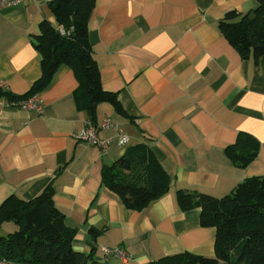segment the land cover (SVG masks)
Listing matches in <instances>:
<instances>
[{"label": "crops", "instance_id": "obj_1", "mask_svg": "<svg viewBox=\"0 0 264 264\" xmlns=\"http://www.w3.org/2000/svg\"><path fill=\"white\" fill-rule=\"evenodd\" d=\"M49 0H22L0 10V80L20 95L40 75L33 47L38 23H54ZM255 0H96L87 30L101 87L116 94L127 117L108 102L94 121L77 108V79L59 66L37 93L41 111L0 97V203L30 199L48 184L53 201L75 227L72 248L109 264H146L187 251L214 255L215 229L199 224V209H178V188L220 197L241 180L264 175V148L243 168L224 154L238 132L264 141V55L242 59L217 29L229 10L246 13ZM100 137L117 129L128 138L102 151L76 134L90 120ZM115 126V128H114ZM117 128V129H116ZM145 144L167 171L169 191L141 211L129 210L101 185V168ZM11 222L0 226L6 234ZM90 228L97 231L95 236ZM123 248L130 259L104 256Z\"/></svg>", "mask_w": 264, "mask_h": 264}, {"label": "trees", "instance_id": "obj_2", "mask_svg": "<svg viewBox=\"0 0 264 264\" xmlns=\"http://www.w3.org/2000/svg\"><path fill=\"white\" fill-rule=\"evenodd\" d=\"M96 0H49L54 23L42 18L33 47L40 55V75L20 95L0 89V97L18 102L45 89L59 66L71 68L77 79L73 98L94 121L96 107L110 103L125 117L116 94L101 87L99 70L88 39L87 23ZM253 12L252 19L247 21ZM218 31L242 59L256 63L264 55V0L246 13L227 11L217 22ZM12 100V101H11ZM264 141L247 132H238L225 156L243 168L255 158ZM101 185L115 193L129 210L141 211L169 191L167 171L145 144L135 145L101 168ZM179 210L199 209V224L215 229L214 255L187 251L164 255L146 264H264V175L238 182L228 193L215 197L178 188L174 192ZM50 184L30 199L11 194L0 203V226L14 228L0 233V258L12 264H109L89 253L72 248L75 227L65 223V215L53 201ZM92 236L97 231L90 228Z\"/></svg>", "mask_w": 264, "mask_h": 264}, {"label": "built area", "instance_id": "obj_3", "mask_svg": "<svg viewBox=\"0 0 264 264\" xmlns=\"http://www.w3.org/2000/svg\"><path fill=\"white\" fill-rule=\"evenodd\" d=\"M22 0H0V10L13 6ZM0 89H5V83L3 80H0ZM11 106L19 108L21 110H31L36 113H40L41 111V100L37 96V94L31 95L26 99L19 100L18 102H9ZM109 119L103 120L99 123L98 126H95L90 120H87L85 126L76 134V137L89 145L95 146L102 151H105L110 144H125L128 140L127 136L119 129L110 136V137H100L98 135L97 128H108L111 127ZM115 128V126H114ZM104 256L113 255L115 257L121 258L123 261H126L130 258L129 254L121 248L119 245L117 246H103L102 248ZM0 264H12L10 261L0 258Z\"/></svg>", "mask_w": 264, "mask_h": 264}, {"label": "water", "instance_id": "obj_4", "mask_svg": "<svg viewBox=\"0 0 264 264\" xmlns=\"http://www.w3.org/2000/svg\"><path fill=\"white\" fill-rule=\"evenodd\" d=\"M253 16H254V13H253V12H251V13L248 15V17H247V21H248V20H250V19H252V18H253Z\"/></svg>", "mask_w": 264, "mask_h": 264}, {"label": "bare ground", "instance_id": "obj_5", "mask_svg": "<svg viewBox=\"0 0 264 264\" xmlns=\"http://www.w3.org/2000/svg\"><path fill=\"white\" fill-rule=\"evenodd\" d=\"M7 101H8V100H7ZM11 101H12V100H11ZM129 256H130V255H129ZM120 259H121V258H120ZM129 259H130V258H129ZM129 259H128V260H129ZM121 260H122V259H121ZM122 261H123V260H122ZM126 261H127V260H126Z\"/></svg>", "mask_w": 264, "mask_h": 264}, {"label": "rangeland", "instance_id": "obj_6", "mask_svg": "<svg viewBox=\"0 0 264 264\" xmlns=\"http://www.w3.org/2000/svg\"><path fill=\"white\" fill-rule=\"evenodd\" d=\"M1 233V232H0Z\"/></svg>", "mask_w": 264, "mask_h": 264}]
</instances>
